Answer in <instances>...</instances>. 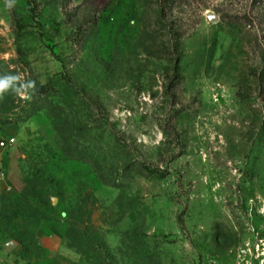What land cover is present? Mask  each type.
<instances>
[{
    "label": "rangeland",
    "instance_id": "obj_1",
    "mask_svg": "<svg viewBox=\"0 0 264 264\" xmlns=\"http://www.w3.org/2000/svg\"><path fill=\"white\" fill-rule=\"evenodd\" d=\"M4 80L0 264H264V0H0Z\"/></svg>",
    "mask_w": 264,
    "mask_h": 264
},
{
    "label": "clouds",
    "instance_id": "obj_2",
    "mask_svg": "<svg viewBox=\"0 0 264 264\" xmlns=\"http://www.w3.org/2000/svg\"><path fill=\"white\" fill-rule=\"evenodd\" d=\"M7 6H8V7H12V4L9 2ZM8 83H9V81H6V80H4V81H0V98L3 97L2 93H3L4 90L7 88ZM33 83H34V82H33Z\"/></svg>",
    "mask_w": 264,
    "mask_h": 264
},
{
    "label": "built area",
    "instance_id": "obj_3",
    "mask_svg": "<svg viewBox=\"0 0 264 264\" xmlns=\"http://www.w3.org/2000/svg\"><path fill=\"white\" fill-rule=\"evenodd\" d=\"M14 142H15V140L14 139H9V140H1L0 141V147H2V146H5V145H12V144H14Z\"/></svg>",
    "mask_w": 264,
    "mask_h": 264
},
{
    "label": "water",
    "instance_id": "obj_4",
    "mask_svg": "<svg viewBox=\"0 0 264 264\" xmlns=\"http://www.w3.org/2000/svg\"><path fill=\"white\" fill-rule=\"evenodd\" d=\"M216 17L214 16H210L209 17V20L210 21H215ZM15 244L14 243H11L9 246H8V251H11L13 248H14Z\"/></svg>",
    "mask_w": 264,
    "mask_h": 264
},
{
    "label": "crops",
    "instance_id": "obj_5",
    "mask_svg": "<svg viewBox=\"0 0 264 264\" xmlns=\"http://www.w3.org/2000/svg\"><path fill=\"white\" fill-rule=\"evenodd\" d=\"M2 137H3V132L0 129V139H2Z\"/></svg>",
    "mask_w": 264,
    "mask_h": 264
}]
</instances>
